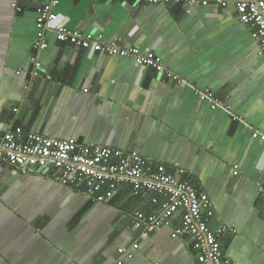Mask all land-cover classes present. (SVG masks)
Returning a JSON list of instances; mask_svg holds the SVG:
<instances>
[{"label": "crops", "instance_id": "crops-1", "mask_svg": "<svg viewBox=\"0 0 264 264\" xmlns=\"http://www.w3.org/2000/svg\"><path fill=\"white\" fill-rule=\"evenodd\" d=\"M45 1L0 0V135L21 126L184 168L214 205L211 226L227 227L224 257L264 264V141L252 137L264 133V56L235 5L61 0L55 8L53 27L151 50L179 83L134 59L61 42L53 30L32 63ZM203 89L225 105L200 100ZM158 210L149 193L121 187L96 202L50 171L22 173L0 160V264H116L118 248L133 242L139 248L123 264H200L190 237H172L182 210L156 231L134 228L135 212Z\"/></svg>", "mask_w": 264, "mask_h": 264}, {"label": "built area", "instance_id": "built-area-1", "mask_svg": "<svg viewBox=\"0 0 264 264\" xmlns=\"http://www.w3.org/2000/svg\"><path fill=\"white\" fill-rule=\"evenodd\" d=\"M22 0H14V6ZM103 2L136 3L170 2L172 0H92ZM189 4L207 6L212 0H175ZM222 6L232 2L239 19L250 25L252 37L258 46V53L264 56V0H217ZM61 0H47L40 5L36 17L38 32L34 44L32 63L37 64L38 54L47 48L46 32L53 30L61 42L80 48L94 47L99 53L131 58L137 63L152 67L164 78L183 82V78L166 67L163 58L151 50L141 51L140 46L124 47L119 38L104 41L102 35L70 28L64 24L53 27L57 19L55 8ZM200 100L210 102L212 107L224 106L209 89L198 91ZM15 111L18 109L15 108ZM254 139L264 141V133L254 131ZM0 160L7 162L17 171L29 173L38 168H48L52 179L82 190L92 200L105 202L121 187L129 188L134 194L149 193L153 203L159 205L156 213L137 211L133 214L134 228L144 234L170 225L173 215L182 210L180 225L172 231V237H190L193 247L199 252L200 264H230L224 257L221 236L227 231L223 226L218 230L211 226L215 216L214 205L209 195L199 190L185 178L187 171L176 168L169 171L165 164L151 160L137 150H125L108 146L84 144L74 137L57 139L35 131H26L21 126L9 128L0 135ZM235 173H237L235 171ZM264 177L259 190L264 193ZM139 248V242L118 248L116 264H123V258H132Z\"/></svg>", "mask_w": 264, "mask_h": 264}, {"label": "water", "instance_id": "water-1", "mask_svg": "<svg viewBox=\"0 0 264 264\" xmlns=\"http://www.w3.org/2000/svg\"><path fill=\"white\" fill-rule=\"evenodd\" d=\"M47 169H48V168H41L42 171H43V170L46 171Z\"/></svg>", "mask_w": 264, "mask_h": 264}]
</instances>
